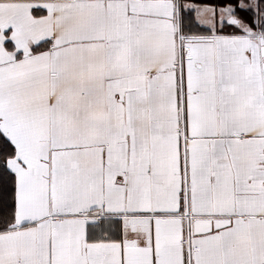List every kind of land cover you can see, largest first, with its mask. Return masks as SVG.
<instances>
[{
	"label": "snow or ice",
	"instance_id": "obj_1",
	"mask_svg": "<svg viewBox=\"0 0 264 264\" xmlns=\"http://www.w3.org/2000/svg\"><path fill=\"white\" fill-rule=\"evenodd\" d=\"M0 264H264V0H0Z\"/></svg>",
	"mask_w": 264,
	"mask_h": 264
}]
</instances>
